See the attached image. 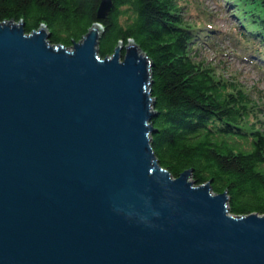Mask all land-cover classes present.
Returning <instances> with one entry per match:
<instances>
[{
	"label": "water",
	"instance_id": "obj_1",
	"mask_svg": "<svg viewBox=\"0 0 264 264\" xmlns=\"http://www.w3.org/2000/svg\"><path fill=\"white\" fill-rule=\"evenodd\" d=\"M103 31L0 21V264H264V214L161 165L153 61L134 39L101 57Z\"/></svg>",
	"mask_w": 264,
	"mask_h": 264
},
{
	"label": "trees",
	"instance_id": "obj_2",
	"mask_svg": "<svg viewBox=\"0 0 264 264\" xmlns=\"http://www.w3.org/2000/svg\"><path fill=\"white\" fill-rule=\"evenodd\" d=\"M216 1L236 18L229 32L213 27L201 0L193 2L194 18L189 0H113L102 19L101 0H0V21L23 20L27 33L46 24L49 41L67 47L99 22L101 57L134 39L153 61L151 138L161 165L174 177L192 168L196 184L227 190L232 214H264V104L199 53L219 52L226 38L264 75V0Z\"/></svg>",
	"mask_w": 264,
	"mask_h": 264
},
{
	"label": "rangeland",
	"instance_id": "obj_3",
	"mask_svg": "<svg viewBox=\"0 0 264 264\" xmlns=\"http://www.w3.org/2000/svg\"><path fill=\"white\" fill-rule=\"evenodd\" d=\"M195 0H189L191 8L188 9L187 17L194 18L196 14V7L193 4ZM203 6L210 11V19L213 22V27L219 32H229L232 26L236 23V18L228 12L223 6H220L216 0H201ZM217 47L221 48L219 52L212 51L207 48L200 54L212 60L217 64V68L225 76L231 77L234 75L237 81L243 83L251 90L252 95L258 98V101L264 104V75L255 70L251 64L245 62L238 57L232 48L228 39L218 40Z\"/></svg>",
	"mask_w": 264,
	"mask_h": 264
},
{
	"label": "bare ground",
	"instance_id": "obj_4",
	"mask_svg": "<svg viewBox=\"0 0 264 264\" xmlns=\"http://www.w3.org/2000/svg\"><path fill=\"white\" fill-rule=\"evenodd\" d=\"M27 33V32H26ZM152 97H153V95H152ZM154 98V97H153ZM155 99V98H154ZM154 109V108H153ZM155 110V109H154ZM192 179V178H191ZM207 182V181H206ZM202 184V183H201ZM216 193H220V192H216ZM228 195H229V193H228Z\"/></svg>",
	"mask_w": 264,
	"mask_h": 264
}]
</instances>
